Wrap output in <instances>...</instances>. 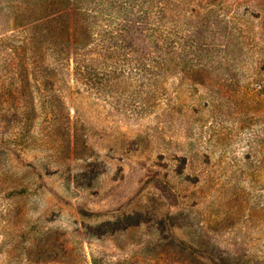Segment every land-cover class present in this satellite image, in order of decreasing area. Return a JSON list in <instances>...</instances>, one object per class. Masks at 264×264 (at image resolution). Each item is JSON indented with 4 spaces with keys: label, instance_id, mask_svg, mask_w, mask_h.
<instances>
[{
    "label": "rangeland",
    "instance_id": "obj_1",
    "mask_svg": "<svg viewBox=\"0 0 264 264\" xmlns=\"http://www.w3.org/2000/svg\"><path fill=\"white\" fill-rule=\"evenodd\" d=\"M0 264H264V0H0Z\"/></svg>",
    "mask_w": 264,
    "mask_h": 264
},
{
    "label": "trees",
    "instance_id": "obj_2",
    "mask_svg": "<svg viewBox=\"0 0 264 264\" xmlns=\"http://www.w3.org/2000/svg\"><path fill=\"white\" fill-rule=\"evenodd\" d=\"M68 6H71L73 1L66 2ZM58 17H52V14H46L47 26L45 27L48 30L47 39L50 43H60L66 41L67 43L72 42L73 44L85 45L90 39V32L87 25H78L81 21L79 13H76L75 9L61 11ZM62 20L63 25L58 26L59 20ZM85 21V19H84ZM57 22V23H56ZM86 23V22H85ZM57 25V28L52 30V28ZM73 27L71 31L70 27ZM55 38L54 40H52ZM41 41H45V38L40 37Z\"/></svg>",
    "mask_w": 264,
    "mask_h": 264
}]
</instances>
